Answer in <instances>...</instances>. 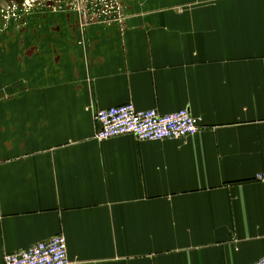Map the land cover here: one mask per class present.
Wrapping results in <instances>:
<instances>
[{"label": "crops", "instance_id": "obj_1", "mask_svg": "<svg viewBox=\"0 0 264 264\" xmlns=\"http://www.w3.org/2000/svg\"><path fill=\"white\" fill-rule=\"evenodd\" d=\"M41 4L0 29V264L57 234L70 264L264 256V0ZM128 102L198 131L98 139Z\"/></svg>", "mask_w": 264, "mask_h": 264}, {"label": "built area", "instance_id": "obj_2", "mask_svg": "<svg viewBox=\"0 0 264 264\" xmlns=\"http://www.w3.org/2000/svg\"><path fill=\"white\" fill-rule=\"evenodd\" d=\"M71 1L80 7L84 0ZM105 1L108 8H120L119 0ZM122 14L123 10H120L119 15ZM93 116L98 127L96 136L100 140L123 135L151 141L188 137L197 133L200 123V119L186 108L161 113L154 108L138 109L132 102L97 108ZM258 179L264 180V173L259 174ZM5 264H70L67 238L57 234L21 251L8 253ZM250 264H264V256Z\"/></svg>", "mask_w": 264, "mask_h": 264}, {"label": "rangeland", "instance_id": "obj_3", "mask_svg": "<svg viewBox=\"0 0 264 264\" xmlns=\"http://www.w3.org/2000/svg\"><path fill=\"white\" fill-rule=\"evenodd\" d=\"M59 1L60 0H0V29L5 25L4 32L8 30L10 37H31V5H43L41 3L54 5L52 3H58ZM15 28L16 33L13 34L14 31L11 32V29Z\"/></svg>", "mask_w": 264, "mask_h": 264}]
</instances>
